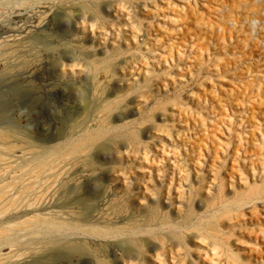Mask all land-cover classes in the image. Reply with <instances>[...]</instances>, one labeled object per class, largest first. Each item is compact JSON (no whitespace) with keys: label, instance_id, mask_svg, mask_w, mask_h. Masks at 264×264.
<instances>
[{"label":"rangeland","instance_id":"obj_1","mask_svg":"<svg viewBox=\"0 0 264 264\" xmlns=\"http://www.w3.org/2000/svg\"><path fill=\"white\" fill-rule=\"evenodd\" d=\"M235 1L0 0V35L17 37L9 12L28 26L50 2L37 20L57 37L35 40L31 27L28 52L0 56V264H33L47 250L56 264H264V23H224L218 9ZM134 2L150 8L135 17L152 25L148 45L122 27L118 49L106 9ZM79 17L101 19L95 37L88 24L57 27ZM164 164L184 181L171 212L167 188L149 179Z\"/></svg>","mask_w":264,"mask_h":264},{"label":"bare ground","instance_id":"obj_2","mask_svg":"<svg viewBox=\"0 0 264 264\" xmlns=\"http://www.w3.org/2000/svg\"><path fill=\"white\" fill-rule=\"evenodd\" d=\"M22 5H24V4H22ZM22 5H20V7H22ZM141 5H143V6H141ZM196 5L197 4L195 3L194 7ZM134 6H135L134 8L121 6L119 8L106 9V11L108 13L115 16L117 23H115L114 25L120 26V27L116 26L117 29H112V31L105 30L107 37L115 38V43H116L115 45H117L118 49L120 47L119 37L122 34H124L122 27H124V28L128 27L130 29V31H131L130 36H132V40L135 39V41L134 40L133 41L139 50L142 49V46L148 45L147 37L149 35H151V33H152V25L151 24H146V25L142 24L141 22H138L135 19V17H136V15H138L140 13L141 9H145V10L149 11L150 8L147 7L145 4H142L140 2H134ZM53 7H54L53 4L50 2L42 4L40 9H38L39 8L38 7L37 10L35 11V13L30 17V19L32 21H30L31 25H28V26L22 25V21H23L22 16H24V13L21 10H18L17 14H15L14 12H9L8 13L9 18L14 17V18H12L11 23L14 25L15 30H16L15 32L17 33V37L19 39H16L17 37H14V36H9V35L8 36H2L3 34L0 35V37L2 38L0 40V56H2L3 58L13 62L15 57L19 58L23 54L28 52V49L32 48V45L34 46V40L30 39V36H22V34L26 33L27 29H30L31 27H33V29H34L33 31L38 32V34L34 36L35 40H37L38 37H42V38L51 37V38L57 39L56 36H53L52 32H54V30H52L51 32H48V26L43 27L41 21L37 20V19H40V13L51 12V9ZM103 9L101 8L100 10H103ZM218 11H219V13L224 12L225 17H224L223 22L230 25V26H232V25L235 26V24H237V25H241V27H242V26L246 25V23L248 21H252L257 25H260V23H262V22L264 23V17L261 16V13L264 12V2L260 3V4H254V3L250 2L249 0H236L235 4H233L231 7L227 8V6L221 5V7L218 9ZM101 13H102V11H101ZM6 14H7V8L3 5H0V18L6 19ZM35 15H36V18H35L36 20H34ZM181 15L183 18L187 17L186 12H182ZM189 15L190 16L195 15L193 12V9L191 7L189 8ZM102 20H103V18H102ZM122 20H125V21H122ZM79 24H81L82 27L85 26V24L90 25L91 33H93V37H95L94 30L98 29V27L101 28V26H99L101 24V19L100 18H95V19L94 18H88V19H86V18L79 17L78 20H76V19H74L72 21L63 20V21L58 23L57 27L58 28L68 27L70 29H73V28H76V26ZM134 29H137L138 36H136L133 33ZM49 31H50V29H49ZM6 33L7 32H4V34H6ZM162 35H164L163 32H162ZM136 37H139V39L141 38V41H139V39H137ZM161 38H162V36H159V38L154 39V43H157ZM55 41L56 40H51L50 42L46 43L45 46H47L48 48H51V45ZM26 43H30V46L26 45ZM126 44L130 45L129 43H126ZM258 44H259V42L257 40H255V45L257 46ZM105 49H106V47L103 48V50H105ZM153 51H155V49H152L150 46V48H148L146 53H142L140 55V59L142 61L146 60L147 59L146 55L153 53ZM95 54H97V50H95ZM166 55L172 56L171 50ZM178 56H179V54H178ZM61 59H62L61 60L62 61L61 66L62 67H66V65H67L63 61H70L71 60L69 57L68 58L62 57ZM174 66H177L178 69H181L183 66L188 67L187 64L184 63V61L179 57H176ZM158 67L160 68L159 65H158ZM172 68H173V66H172ZM63 73H65V70H63ZM256 79L258 81L264 82V76H257ZM217 105H219V104H217ZM222 111L224 112L226 110L222 109ZM189 117H191L193 121L195 120L191 115H189ZM199 117H200V127H201V129L205 130V128H203V127H205V124H204L205 119H203V116H199ZM195 125L196 124L194 121L193 126H195ZM6 133H7V131H0V135L5 136V135H7ZM262 139H264V138H262ZM175 141H173V143ZM263 142H264V140H263ZM32 146L34 147V146H38V145H35V143H33ZM147 149H148L147 147H144V150H147ZM192 151H193V149H192ZM124 153H125V156L129 159V154H128L129 151H126ZM147 153H149V149H148ZM145 154H146V152H145ZM184 162L186 163L185 159H184ZM169 163H170V161H169ZM182 166L185 167V171H188L187 175L184 178L186 181L185 183L187 184V181H189V179H190V170L187 168L186 164H182ZM175 167L176 166L173 164V168H172V171L170 173V177L168 176V173H167V171H170L169 170L170 168L166 164L163 165V168H158L156 170V175H157L156 177H153V172L150 174V177H149L150 182H152V187H153L152 189L156 190L155 187H158V185H159V188H163V187L167 188V192H166V196H165L166 199L164 201V205H165V208H168V210L170 212L172 211V207H173L172 206L173 205L172 199L174 198L173 194L171 193L172 187L174 184H177L178 187H182L183 183H184L182 171H177L175 169ZM231 170L233 171L234 168L232 167ZM195 173H196V175H199V176H201L203 174L202 172L200 174H198L197 172H195ZM123 179H126V177L123 176ZM167 179H169L168 185L165 184V181ZM130 183H132V182H130ZM229 188H230V186H229ZM152 189H151V191H152ZM230 189H232V186ZM148 190H149L148 187H145V191H148ZM116 193H114L113 196L118 197ZM137 193L138 194L142 193V190H138ZM150 197L151 198H149V200L151 201V203L156 202V197H153V196H150ZM181 199H182L181 196L175 197V200L179 204L182 203ZM158 204L160 206V202ZM28 206H29V204L24 203L22 205V209L24 211H26L28 209ZM83 221L85 223L78 225V227H83L86 230H91L89 222L87 220H83ZM262 233L264 234V231H262ZM47 249H49V248H47ZM153 249H155V247ZM34 250L38 251L39 249H34ZM50 252H51V250H47L45 254H40L39 256L34 257L32 263L33 264H56L57 262L54 259V256L52 255V253H50ZM23 255H27V254L24 253ZM77 260H78V262H80V259H77ZM135 261H136V258L134 256H129V257H127L126 261L121 262L120 264H138ZM173 264H174V262H173Z\"/></svg>","mask_w":264,"mask_h":264}]
</instances>
